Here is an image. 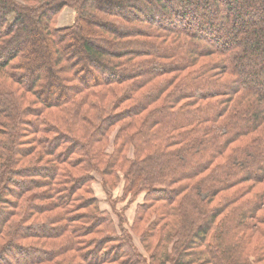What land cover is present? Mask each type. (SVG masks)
Instances as JSON below:
<instances>
[{
    "label": "trees",
    "instance_id": "1",
    "mask_svg": "<svg viewBox=\"0 0 264 264\" xmlns=\"http://www.w3.org/2000/svg\"><path fill=\"white\" fill-rule=\"evenodd\" d=\"M0 264H264V0H0Z\"/></svg>",
    "mask_w": 264,
    "mask_h": 264
},
{
    "label": "rangeland",
    "instance_id": "2",
    "mask_svg": "<svg viewBox=\"0 0 264 264\" xmlns=\"http://www.w3.org/2000/svg\"><path fill=\"white\" fill-rule=\"evenodd\" d=\"M67 9L65 12L67 11H72L74 13V11L70 8H64L63 10ZM62 10V11H63ZM61 14V13H60ZM60 14L58 15V17L60 16ZM74 16H75V13H74ZM58 17H57V20H56V25L57 27H65V26H58ZM74 20V18H73ZM73 23V22H72ZM71 23V24H72ZM70 24V25H71ZM69 26V25H67ZM92 176L94 177V181L92 182V190H93V193L95 195V197L97 198L98 202H99V206L102 210H106L108 212L111 213V216L114 220V222L116 223L117 222V217L114 215V213L112 212L111 210V207H110V204L108 202V199L104 193V190L101 186V181H100V178L99 176H97L96 174L92 173ZM113 198H117V197H120L121 196V185H119L113 192ZM141 197L142 195L138 196L137 200L134 201L133 203H131L126 211H125V216H126V219L127 221L125 222V226H127V224L129 225V223L131 222V219H132V216H133V212H134V209H135V205L140 202L141 200ZM123 205H125V202H119L117 205H116V209L119 210L121 207H123ZM134 243L135 245L140 248L139 246V243H138V240L137 238L134 237Z\"/></svg>",
    "mask_w": 264,
    "mask_h": 264
},
{
    "label": "crops",
    "instance_id": "3",
    "mask_svg": "<svg viewBox=\"0 0 264 264\" xmlns=\"http://www.w3.org/2000/svg\"><path fill=\"white\" fill-rule=\"evenodd\" d=\"M66 10H63L58 17V26H67L73 22L74 13L72 11L65 12Z\"/></svg>",
    "mask_w": 264,
    "mask_h": 264
}]
</instances>
